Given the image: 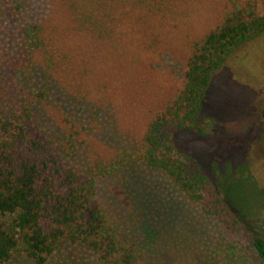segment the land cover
Returning <instances> with one entry per match:
<instances>
[{"label":"rangeland","instance_id":"rangeland-1","mask_svg":"<svg viewBox=\"0 0 264 264\" xmlns=\"http://www.w3.org/2000/svg\"><path fill=\"white\" fill-rule=\"evenodd\" d=\"M30 2L59 57L48 94L35 105L36 126L64 161L81 170L139 142L153 112L182 88L190 43L226 9L225 0H169L156 50L132 56L79 29L62 0ZM3 32L0 28L2 40ZM263 106L264 33L229 55L211 81L196 124L173 136L178 152L195 159L216 188L224 185L233 203L253 214L257 233H264ZM95 198L121 237L135 243L150 264H229V255L216 247L231 236L161 171L132 165L99 179ZM93 260L87 248L63 242L46 264ZM5 264L30 262L15 254Z\"/></svg>","mask_w":264,"mask_h":264},{"label":"trees","instance_id":"trees-1","mask_svg":"<svg viewBox=\"0 0 264 264\" xmlns=\"http://www.w3.org/2000/svg\"><path fill=\"white\" fill-rule=\"evenodd\" d=\"M225 3L219 21L190 43L182 88L153 112L139 142L81 170L64 161L36 126L34 108L48 94L59 62L56 49L33 18L30 0H0V264L15 254L46 264L63 242L87 248L92 264H150L135 243L121 237L95 198L99 179L137 163L165 173L188 201L221 224L231 240L216 252L229 255V264H264V233H257L253 214L234 204L224 185L217 190L198 162L174 146V133L199 119L217 70L236 48L264 33V0ZM62 4L79 29L132 56L156 50L170 6L169 0ZM261 116L264 122V106Z\"/></svg>","mask_w":264,"mask_h":264}]
</instances>
